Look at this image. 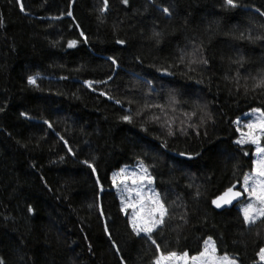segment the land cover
<instances>
[{"label": "trees", "instance_id": "16d2710c", "mask_svg": "<svg viewBox=\"0 0 264 264\" xmlns=\"http://www.w3.org/2000/svg\"><path fill=\"white\" fill-rule=\"evenodd\" d=\"M236 3L0 0L4 264H153L157 244L192 257L209 237L261 264L264 218L248 226L211 203L251 170L235 121L264 110V0ZM139 162L172 216L156 244L113 191L112 174Z\"/></svg>", "mask_w": 264, "mask_h": 264}, {"label": "snow or ice", "instance_id": "6c2138e0", "mask_svg": "<svg viewBox=\"0 0 264 264\" xmlns=\"http://www.w3.org/2000/svg\"><path fill=\"white\" fill-rule=\"evenodd\" d=\"M121 2L125 5L128 4V0H121ZM225 2L232 8L238 6L236 0H225ZM17 3L20 4V0H17ZM107 7L108 0H103V6L100 11H106ZM20 11H24L22 4H20ZM163 11L166 14L169 12L167 8H164ZM67 14L69 16L72 15L71 11ZM83 35L84 33L81 32V36ZM76 43L77 41L75 40L69 41L68 47L73 48ZM117 43L123 44L124 41L117 40ZM109 59L112 58L109 57ZM112 63L115 65L116 61L112 59ZM28 83L35 86L36 78L29 76ZM85 83L91 87L93 82L86 81ZM256 87H264V78L256 84ZM100 94L104 95V93ZM252 112L259 113V115L248 119L243 123L242 127L239 119L235 121L239 137L234 142L240 146L252 145L254 147V158L250 161L251 170L243 175L242 190H237L236 185L233 184L211 201L217 209H220L232 205L233 201H240L242 197H245L246 200L241 203L239 211L246 225L255 224L258 219L264 218V144H262V141H264V110L255 108ZM122 119L131 123V118L128 115L123 116ZM169 134L171 135V132ZM248 154L247 151L244 152L245 156ZM179 155L186 156L189 160L194 159L192 155L183 152L179 153ZM88 167L95 173L96 170L91 164H88ZM153 182L154 177H152L148 168L142 162L139 172H127L122 169L120 173L113 176V186L117 187L118 183L123 186L122 188H117L122 193L121 211L128 214L127 210L131 209V213L128 214V223L131 225L132 231L137 236L143 233L147 239L156 244V240L153 239L151 234L157 229L162 230L165 225V218L171 219L172 216H170L165 202L161 200L160 194L154 189L147 187ZM97 183H99V180H97ZM28 211L32 212V209L29 208ZM156 247L159 254L153 264H237L234 259H230L227 255L220 256L217 254V248L211 237L204 241L203 251L192 257H189L187 252L179 254L175 251L161 252L158 244ZM258 255L262 264H264V248L260 249ZM0 264H4L2 259H0Z\"/></svg>", "mask_w": 264, "mask_h": 264}, {"label": "rangeland", "instance_id": "374dc122", "mask_svg": "<svg viewBox=\"0 0 264 264\" xmlns=\"http://www.w3.org/2000/svg\"><path fill=\"white\" fill-rule=\"evenodd\" d=\"M259 115V113H253L252 111H250V112H247V113H245L243 116H241L240 118H238L240 121H241V127H242V125H243V123L244 122H246L248 119H250V118H255V116H258ZM235 126H236V128H237V125L235 124ZM239 134V133H238ZM244 146H247V145H243V147ZM250 146H252V145H250ZM253 147V146H252ZM254 148V147H253ZM253 158H254V155H253ZM140 162L139 163H136V164H134V165H131V166H124V167H122L121 169H119V170H117V171H115L113 174H112V184H113V176L114 175H117L118 173H120L121 172V170L122 169H124V170H126L127 172H132V171H137V172H139V168H140ZM144 165V164H143ZM145 166V165H144ZM146 167V166H145ZM149 171V170H148ZM250 172V171H249ZM248 172V173H249ZM149 173H150V171H149ZM151 174V173H150ZM118 180H119V177H118ZM118 187H120V188H122L123 186L122 185H119V183L117 184V187H114L113 186V191L115 192V194H116V196H117V198H118V200H119V202H120V206H121V195H122V193L121 192H119L118 190H117V188ZM147 187H150V188H152V189H154L156 192H158L157 191V189H156V185H155V180H154V182H153V184H151V185H148ZM245 200H246V198H245ZM244 200V201H245ZM240 206H241V204H239L238 205V209L240 208ZM127 213L128 214H130L131 213V209H128L127 210ZM123 214H124V216L125 217H127V219L129 218V216H128V214H126L125 212H123ZM262 219V218H261ZM260 219H258L257 221H259ZM251 225H253V224H249L248 226H251ZM131 226V225H130ZM158 230V229H157ZM155 232V231H154ZM153 232V233H154ZM152 233V234H153ZM151 234V235H152ZM141 235H144L143 233H141ZM214 242V241H213ZM218 254V253H217ZM219 255V254H218ZM259 262L262 264V262H261V260H260V257H259ZM238 264V263H237Z\"/></svg>", "mask_w": 264, "mask_h": 264}, {"label": "water", "instance_id": "95a60500", "mask_svg": "<svg viewBox=\"0 0 264 264\" xmlns=\"http://www.w3.org/2000/svg\"><path fill=\"white\" fill-rule=\"evenodd\" d=\"M235 185H236V189H237V190H242L240 184L237 183V184H235ZM244 200H245V197H242L240 201H233L232 205L225 206V207L220 208V209H217L216 207H215V208H216L218 211L229 210V209H232V208H234V207H238V205L241 204Z\"/></svg>", "mask_w": 264, "mask_h": 264}]
</instances>
